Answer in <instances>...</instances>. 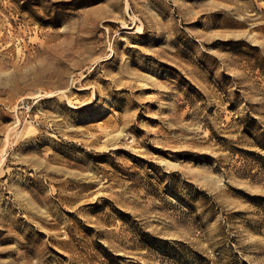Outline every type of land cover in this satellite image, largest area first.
I'll return each instance as SVG.
<instances>
[{"label": "rangeland", "instance_id": "rangeland-1", "mask_svg": "<svg viewBox=\"0 0 264 264\" xmlns=\"http://www.w3.org/2000/svg\"><path fill=\"white\" fill-rule=\"evenodd\" d=\"M175 251L264 264V0H0V264Z\"/></svg>", "mask_w": 264, "mask_h": 264}, {"label": "trees", "instance_id": "trees-1", "mask_svg": "<svg viewBox=\"0 0 264 264\" xmlns=\"http://www.w3.org/2000/svg\"><path fill=\"white\" fill-rule=\"evenodd\" d=\"M164 244L165 245L160 247V250L163 254H165V252H169V248L168 246H166L167 243H164ZM175 257L177 258L178 261L182 262V263L178 262L180 264H193V263H190L189 259L184 254H182L180 251H175Z\"/></svg>", "mask_w": 264, "mask_h": 264}, {"label": "bare ground", "instance_id": "bare-ground-1", "mask_svg": "<svg viewBox=\"0 0 264 264\" xmlns=\"http://www.w3.org/2000/svg\"><path fill=\"white\" fill-rule=\"evenodd\" d=\"M50 85H57V81H53V82H50ZM21 132H19L18 136H21ZM4 155L5 153H3L2 157H1V161L4 159Z\"/></svg>", "mask_w": 264, "mask_h": 264}]
</instances>
